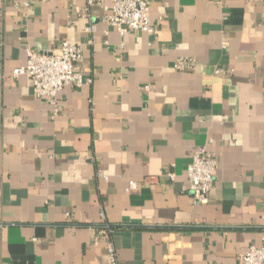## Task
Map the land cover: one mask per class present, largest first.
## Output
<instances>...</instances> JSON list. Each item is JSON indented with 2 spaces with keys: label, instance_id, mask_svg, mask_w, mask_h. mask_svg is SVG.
Returning a JSON list of instances; mask_svg holds the SVG:
<instances>
[{
  "label": "crops",
  "instance_id": "crops-1",
  "mask_svg": "<svg viewBox=\"0 0 264 264\" xmlns=\"http://www.w3.org/2000/svg\"><path fill=\"white\" fill-rule=\"evenodd\" d=\"M85 6L0 0V264H110L105 225L119 264H242L264 236V0H152L156 32L125 38L111 0ZM65 41L92 83L56 109L13 72ZM200 147L218 169L195 204Z\"/></svg>",
  "mask_w": 264,
  "mask_h": 264
},
{
  "label": "built area",
  "instance_id": "built-area-1",
  "mask_svg": "<svg viewBox=\"0 0 264 264\" xmlns=\"http://www.w3.org/2000/svg\"><path fill=\"white\" fill-rule=\"evenodd\" d=\"M98 0H86L83 16L90 19V10ZM111 12L104 18L119 34L121 38L130 32H143L154 34L156 26L151 20L152 0H111ZM96 26L91 23L86 32L93 35ZM93 41H90L92 44ZM84 57V46L73 45L68 41L63 42L58 49L40 52L34 49L27 51V64L14 70L15 77L29 76L33 84V94L36 98L57 107L59 93L66 87L82 88L91 84L92 79L85 78L77 70V66ZM178 72H194L197 70V61L193 58H179L173 65ZM222 73L216 70V74ZM149 88V87H147ZM218 169L217 158L206 148L195 150L187 168V180L194 196L195 204L207 202L208 195L215 185ZM98 176L105 180L108 177L99 171ZM171 177H174L171 175ZM138 184L132 182L129 189H137ZM113 228L105 225L99 231L98 239L107 244L110 264H119L118 251L112 241ZM242 264H264V236L261 246H250L242 258Z\"/></svg>",
  "mask_w": 264,
  "mask_h": 264
}]
</instances>
